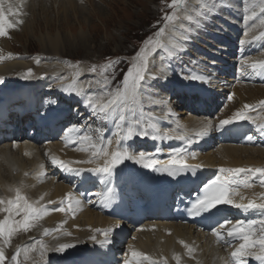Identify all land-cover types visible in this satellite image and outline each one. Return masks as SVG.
<instances>
[{
	"label": "bare ground",
	"instance_id": "obj_1",
	"mask_svg": "<svg viewBox=\"0 0 264 264\" xmlns=\"http://www.w3.org/2000/svg\"><path fill=\"white\" fill-rule=\"evenodd\" d=\"M28 1L29 0H27L26 2H24V0H18L13 2V5L19 9L21 15L12 17L17 18L21 16L22 18L26 16L27 13L25 9L26 5H28ZM199 1L201 5L204 4L203 0ZM33 2L34 6L35 3L37 5L36 0H33ZM54 2H56L55 4L57 6H60L59 3L64 6V8H61L63 12H67V10H77L78 12L79 10H81L78 8L77 0H62V2L61 0H54ZM229 2H231V5L229 6L232 7V13L226 14V16L230 19V24L228 25V28H230V30L227 31L226 41L225 43L221 44V42L217 40L216 42L218 43V46L211 47L214 50L221 49L222 52V49L227 46L226 43L229 42L228 35L230 34V32H233L232 29L237 28L244 31V36L241 38L242 40L247 41L248 38L253 37L254 34H257V32L259 31L260 34L263 35V37H260V40L264 42V14H260L261 8L264 7V5H262L261 0H230ZM74 3L76 5V8L73 9H71V7H69L68 5H65L69 4L73 7L75 6ZM40 5L41 4L39 3V8ZM34 6H32L28 10L29 12H31V16L27 14V17H29L30 19H26L23 31L32 29L31 24L33 23V20L31 18L34 17ZM4 8L7 12V7L4 6ZM240 9H244L243 18L245 24L241 23L237 19V17L239 16L238 11ZM257 14L260 18L259 22L261 20L262 24H259L256 20L258 18ZM248 17L252 18L248 19ZM258 26H260L261 28ZM51 29L52 28H49V30ZM9 31L10 30H8V32ZM171 31H173V33H170L166 37V42L171 44L179 43V40L177 41L174 36V34H177V30L172 29ZM222 33L223 31H221V34ZM231 35L235 36L232 33ZM61 39L62 41H64V38H60L59 36L54 39H48L46 47L50 49L44 50L46 53L44 52L43 55H41L34 61L33 55H18L14 51L12 43L10 42L0 44L1 85L5 86L10 91L17 87L18 94H23V92L25 91L24 89L29 90L30 93H33L32 98L34 100H38L37 107H43L47 110H50V108H48V102H42L41 95L44 94L45 98L49 97L53 100V96H55L53 85L57 87L58 92H62L63 96H68L70 98L72 95V101L81 102L82 105H85V103L87 104V101L89 100L95 103L96 101L103 99L106 102L110 97L106 99L103 97L108 94L102 92V95L99 94L101 95V98H99L97 92V94L93 93V91L95 92L98 90L97 88H100V86L98 85V87L91 85V92L87 93L85 82L86 79H90V77L85 76V74L87 73V66L83 63L79 66L75 65V62L72 61L73 59L71 60L70 58L64 57V55L58 51ZM77 41L79 42V40ZM80 42L83 43L84 41ZM181 43L182 42H180V44ZM63 44L67 48L75 46V42L70 38H66ZM43 48H45V46ZM230 48L231 47L225 49L226 52L232 51ZM195 51V58L199 61V63L202 66L208 68L210 72H213L212 75H209L211 73H208L206 71L202 72L201 75L206 77L205 85H203V82L182 80L180 79V77L178 78V76L174 75L170 71L168 63L166 62L164 56L162 54L159 55L158 53L155 54L150 60L151 66L148 77L152 81H154L159 75L162 76L164 82H157L155 80L157 87L152 94H149L151 92L148 93L147 91L141 92L142 96L136 103L137 108L134 109L138 111L137 115H128V108L124 107L125 110L123 111V121L119 119V116L121 114L120 112L112 117H108V132L105 133L102 137H99V142H94V144H96L97 146H101L102 143V146H107L108 142L111 141V145L110 147H108L109 151H115L118 146H121L127 147L131 152L138 154L140 151L145 152L144 149L136 150L138 149L137 147H143L145 145L141 143L143 142V139H139L141 138L140 135H134L132 138L124 139L126 129L129 126H134L137 133L141 131H147L148 135L158 134L162 130L164 124L166 125L167 130L169 129L168 131H166L167 137L172 136V141L176 143L178 142L180 137V135L178 134L179 126L186 128L187 130L199 128V126L205 122V119L200 116H194V113L192 112H190V115L188 117H185L184 119L180 117L174 119V114H172V94H175L177 92H179L181 95L184 92H187L189 95L199 93L204 98H212L215 92H218L221 95H225L227 91H230L234 95H236V100H232L228 104L226 103L225 107L221 109V113L223 116L222 120L234 118L238 107L244 108L245 105H252V109L254 110V112L245 108L244 109L249 114L248 117H250L251 120L257 123V125H255L256 130H248V133L242 139V142L244 141V139L248 141V143L255 141L260 144L262 141H264V106L261 105V102H264V85L244 84L243 82L237 80V76L234 74V78L226 77L225 75L219 77L218 74H222L224 70H226L227 62H225V64L224 62H222L224 66L222 64V66L220 65L215 67L214 61L217 60L212 58V50L210 48H208L207 50V52L209 51V53H203L200 50ZM260 53L252 56L250 64L264 61V52L262 54ZM221 54L222 53H218V56H221ZM211 62H214V64L212 65ZM31 65L35 66L36 69L34 71L32 70V74L29 75L28 73L29 70H31ZM217 68L218 70H220L218 71ZM252 70L253 69H251L250 71ZM216 71H218V73ZM197 73L198 72L193 73V70L184 72L185 75H198ZM11 75L13 76L9 77ZM91 79L90 82H93L92 84H96V79ZM234 81H236V83L233 85ZM87 84L90 85L89 83ZM18 85L21 87V89L18 87ZM33 86H36L37 88ZM103 94L105 95L103 96ZM7 95L8 94H6L5 96ZM2 98L0 97V99ZM220 98H222V96H220ZM65 101L68 103L67 100ZM49 102L50 105L55 104L64 107V105L59 103L58 100ZM181 104L182 103H178V106L181 107ZM126 106H128V104ZM66 108L67 111H65V113L63 111L58 113L57 109L53 107L51 108V114L57 115L61 118L58 124H54V122H52L49 125L50 127H46L45 122L48 121V118L47 116H45L42 118V123L38 126L41 130L40 135L43 134L42 136L45 139L56 140L48 146H43L42 151L40 150L38 152L39 155L36 159L40 161L43 173V177H40L39 180L34 177L35 173L32 171V163L29 159H27V156L25 155L27 149H25L22 154L19 151H11L6 153V148H3L1 150L0 200H3L4 203L0 204V221L5 219L11 220L10 224L13 223V227H15V230L11 233L10 236H8V243L5 244L1 248V250L4 253V256H9L12 252H14L11 261L12 264H39L41 261L44 262V264H71L69 260L70 248L64 251H58L57 249L60 245L69 244L71 240L77 241L76 235L84 236L88 233V227H91L93 230L95 227H109L110 229L114 230L116 221L110 220L106 217H102L107 210L109 203H107L106 205L104 199L100 194H103L106 191V188H108L110 185H114L113 178H122L123 172L120 171V169L132 168V170L141 173H145L149 170L133 162L126 161L124 164L117 166L118 173L108 179L104 176L101 178L97 177L99 173L95 174L92 171L84 172L82 168H76V166L84 164H76L78 160L91 161L86 162V164L98 166L99 164H102L104 162V158L102 156L94 157L92 153L93 151H95V149H93L92 152H89L90 147H88L87 143H84L85 140H83V137H89L88 135L93 134L94 136V132L96 129L95 120L91 122V128L93 129L92 134L90 132L82 130V127L80 130L77 126H73L69 128L72 129V131H69V129H67L65 131V135L63 136V127L61 125L67 123L70 116L74 113V109H71V106L69 104ZM207 108L210 110V105H208ZM89 109L91 112H94L97 117L99 116L100 113L93 111L91 107H89ZM184 114H186V112ZM78 118L79 117H76V119ZM211 120L213 122L215 121V119L213 118ZM216 120H218L217 123H220V121H222L219 118H217ZM145 127L146 129H144ZM235 130L237 131L238 129ZM82 131H84L85 134ZM13 135H16V133ZM42 136H40V138H42ZM76 136H80L82 140H78L74 144H70L71 142L75 141ZM249 137H251V139H249ZM147 139L148 138L146 137V140ZM156 143L157 139H154L152 142H148L147 146L152 145L153 148ZM184 150H187V147H185ZM216 150L217 153L207 152L203 154L198 153L197 151L191 152V154L195 153L194 159H199L200 164L208 166L211 180H213L215 175L220 172L219 169L225 168V166L244 168L242 166L246 164V168L248 167V165H251L250 168H260L264 165V161L258 159L264 156V149H260V147L237 149L235 147L229 146L227 148L219 147ZM48 152L49 156L46 161L45 159H42V155ZM145 153L151 155L149 151ZM191 154L190 156L193 157ZM90 155H92V157H89ZM156 155L158 157H162V161H168L170 159L168 157V153H164V151L160 148L156 150ZM219 158L220 160H218ZM53 160L63 161L65 165H69V167L73 169H79L80 172L79 174H77L76 172L68 171L65 167H62L59 164H54ZM206 161L210 162L206 163ZM44 162L46 164H44ZM51 165H53L54 170ZM256 165L259 166L256 167ZM56 170L63 173V176L68 175V177H71L70 179L72 181V184L66 183L64 180L59 179L61 178V175L54 176V171ZM155 172L156 171L151 172L148 175L152 177ZM132 176L135 177V174H132ZM253 176H257V178H254ZM247 180L249 181V183L253 180V189H262L261 193H250L249 198L251 200L254 199L264 202V194H262V192L264 191V184L261 183V178L258 176V174L249 175ZM110 182L112 184H109ZM141 184H143L144 186L142 189H139L140 183L136 184L135 182L133 183V185L124 188H120L119 185H115L120 190V192L125 191L126 194V201L124 202L126 209L123 211L124 216H127L130 212L135 215L137 210H139L143 206L144 197L147 198V196L145 195L152 194L153 190L147 182H143ZM82 189H84L85 192H83ZM17 191H19V194L24 196L29 203L33 204V206L39 207L47 213L46 215H42L40 217L43 219L44 223H37L38 219L31 221L30 225L33 227L30 230L29 239L23 241L19 248L13 247L12 242L20 240V235H23L22 230H24V228L21 226V224H19V222H13L14 219L18 216L15 211L11 213L4 211L5 208L11 207V205L8 204V201L16 199ZM90 192H94V197L91 199L89 197ZM245 192L250 191L246 190ZM69 193L72 194L73 200H79L81 202L79 205H74V210L68 209ZM238 200V196L236 195L234 201L237 203H242L244 198L241 201ZM57 205L64 206L66 210H69L72 213V215L70 216L67 211L60 212L50 210V208H54ZM104 207L105 209H103ZM150 211L157 213L158 209L150 208ZM52 226L53 230H50L49 233L43 235V232H40L44 229H51ZM38 236L42 238L38 239ZM71 237L74 239H72ZM164 238H167V241L164 242ZM173 240V236H166L162 232L156 233L155 236L154 244L156 248L155 251H157L155 252V256L165 255L166 264H179V261L184 255L183 247L174 245L175 243H173ZM13 257H16V259H13ZM103 263L104 261L100 263V261L96 260V258H87L86 261H83V264Z\"/></svg>",
	"mask_w": 264,
	"mask_h": 264
},
{
	"label": "rangeland",
	"instance_id": "obj_2",
	"mask_svg": "<svg viewBox=\"0 0 264 264\" xmlns=\"http://www.w3.org/2000/svg\"><path fill=\"white\" fill-rule=\"evenodd\" d=\"M15 1L18 0H5L4 6L7 7V11L9 3L13 5V2ZM26 1L27 0H24V2ZM36 1L37 5L35 3L34 6L33 0H29L25 9L26 13L31 16V12L28 10L32 6L35 8L34 17L31 18L33 20V23L31 24L32 29L23 31L26 19H30L27 17V14L22 18L21 16L17 18L11 17L10 20H12L13 23H16L18 20H22L23 23L16 24L15 28L9 29L10 31L7 32L5 36L0 37V44L10 42L12 43L14 51L18 55H33L34 61L44 54V50L50 49L46 47L48 39H54L59 36L60 38L63 37L65 41L66 38H70L75 42V46L67 48L63 44L64 41L61 39L58 51L62 53L64 57L70 58L71 60L73 59L72 61L75 62V65L79 66V63H84V65L87 66V73L85 76L90 77V79L95 78L97 85L100 84L99 86L101 90L97 91L98 94L96 93L99 98H101L102 92L109 94L115 93L118 90H123V77L131 64L135 62V56L138 54L139 50L145 47L144 41L149 38L156 39V33L161 28H164L165 24H168V27L165 28L162 36L159 37L163 43L168 45V51H165V49H157L149 52L145 82L141 85V89L135 103L128 104V108L131 111L137 108L136 103L140 100L142 91H147L148 93L151 92L149 94H152L157 87L155 82H164L162 76L159 75L156 77V81H152L148 77L151 66L150 60L157 53L164 56L170 71L174 75L178 76V78L179 76L184 75V72L192 70L193 73L198 72V75H201L202 72L205 71L211 73L209 75H212L213 72H210L208 68L202 66L195 58V50L201 51V47L205 45L217 47L218 43L216 41L221 40L219 35L225 28L224 21L229 18L226 14L232 13V7L229 6L230 0H205L203 1V5L199 3V0H185L183 4H177L175 6L173 5L172 0H77L78 8L81 9L78 12L77 10H67V12H63L61 8H64V6H62L61 3H59L60 6H57L54 0ZM205 2L210 5H206ZM39 3L41 4L40 8ZM199 4L201 6H205L201 8L199 7ZM65 5H68L71 9L76 8L75 3V6L73 7L69 4ZM173 14H175L177 18L169 22L166 17ZM260 14L262 15L264 12H261ZM189 16L192 17L191 20L187 18ZM229 21L230 19H228V22ZM49 28L52 29L49 30ZM172 29L177 30V34H174L175 39L177 41L179 40V43H176V45H178L176 48H172V44L166 42V37L170 33H173V31H171ZM226 29V31H229L228 26H226ZM212 30L217 32L219 35L214 36L216 34L213 33L214 31ZM257 34H260V32L258 31ZM77 40H79V42ZM80 41H84L85 43ZM180 42L182 43L180 44ZM42 43L45 48H43L44 46ZM230 49L233 50L232 48ZM169 52L172 54L169 55ZM207 53H209V51ZM214 62H211L212 65L214 64V66L217 67L220 65L222 66V62L224 61L220 60V63L218 61ZM109 64H111L112 67L105 72L104 68ZM93 67L99 70L98 73H96L97 71L95 74L90 72ZM193 67L196 68L193 69ZM35 69L36 67L31 65V71H34ZM227 70L228 64L226 63V70H224L222 74L229 73ZM218 71L216 72L218 73ZM222 74H218L219 77H221ZM234 77L235 76L231 74L230 78ZM90 79H86V82L89 83V81L92 80ZM104 95L105 94H103V96ZM109 97V95H105L103 98L106 99ZM41 99L42 102L56 100L55 96H53L52 100L49 97L45 98L44 94L41 95ZM82 109V107L80 108V111L74 109V113L70 117L74 119L79 117V122H81L86 118L85 114H88L89 118L84 121L82 130L92 134L93 129L91 128V122L94 121V118H97V116L94 112L90 111L88 106L87 111H81ZM185 117L188 116L180 115V118L182 119ZM99 118L101 119V115ZM217 118H219V113L213 119L216 120ZM70 127L72 126H69V128ZM62 134L64 136L65 132H62ZM137 148L138 149L136 150H148L152 148V145H144L143 147ZM263 158L264 156L260 159L264 161ZM54 173V176L61 175V178L59 179L72 184L70 179L71 177H68V175L63 176V173L58 172L57 170L54 171ZM84 189H82L83 192H85ZM262 194H264V191ZM23 219L24 213L22 212L19 213L13 222L18 223L23 221ZM10 223L11 220H9V224ZM37 223L41 224L44 223V221L42 218H39ZM10 225L13 226V223ZM32 227L33 226L30 225L28 230H22L23 235H20V240L12 242L13 247L19 248L23 241L29 239ZM8 239V236L0 237L1 248L3 247V245H1L2 242H7ZM13 254L14 252H12L9 256H5V258H12Z\"/></svg>",
	"mask_w": 264,
	"mask_h": 264
},
{
	"label": "snow or ice",
	"instance_id": "obj_3",
	"mask_svg": "<svg viewBox=\"0 0 264 264\" xmlns=\"http://www.w3.org/2000/svg\"><path fill=\"white\" fill-rule=\"evenodd\" d=\"M173 5L183 4L185 0H172ZM262 5H264V0H261ZM5 0H0V37L5 36L9 29H13L16 27V24L23 23L22 20L16 21L13 23L12 20L9 19V16H18L21 15L18 8L14 5L9 3L8 11H5L4 8ZM261 11L264 12V7L261 8ZM177 17L175 14L167 16L166 19L171 22L175 20ZM189 20L192 19L191 16L187 17ZM252 17H248L251 19ZM168 27V24H165L164 28H161L156 33V39L149 38L144 41L145 47L140 49L138 54L135 56V62L131 64L128 68L126 74L123 77V90H118L115 93H109V99L105 102L103 99L96 101L95 103L91 100L87 101V106L91 107L93 111L102 114L105 118L112 117L120 112L119 119L121 121L124 120L123 109L129 103L134 104L139 91L141 89V85L145 82V74L148 68V59H149V52H152L157 49H165L168 51V45L163 43L159 37L162 36L164 33L165 28ZM186 39V38H185ZM178 45L175 43L172 44V48H176ZM172 53L169 52V55ZM248 60H244V64L248 65ZM112 65H106L104 71L107 72ZM250 67L253 70H259L261 73H264V61L252 63ZM92 73L96 72V68L93 67L91 69ZM29 75H31V70H29ZM182 80H190L196 82H203L206 80V77L203 75H193L187 74L181 76ZM107 82V81H106ZM91 87V85H89ZM231 99V96L229 97ZM261 105L264 106V102H261ZM252 105H245L244 108L248 110H252ZM249 117L246 115L244 110H239L236 112L235 117L232 120L225 119L220 121V128H223L225 125L231 124L234 121H244L247 120ZM212 129L211 121L208 122L206 128L198 133L199 137L205 136L209 130ZM72 131V129H69ZM134 135L140 136H147V131H141L137 133L135 131L134 126H129L126 129L124 139L132 138ZM170 139L171 137H157L156 135L152 136V139ZM180 139H184L183 136ZM251 139V137H249ZM83 140H87L91 142L90 137H83ZM111 141L108 142L107 146H97L96 144H92V148L95 149L92 155L95 156H102L104 158V164L101 167L93 168L91 171L97 172L101 175H105L108 177H112L115 174V170L117 166L124 164L126 161L133 162L137 165L142 166L146 169H151L156 172H163L167 173L172 177H176L182 173H184L189 166L187 165L184 159H181L177 154L182 153L183 149H175L174 154L168 161H165L163 164L161 161L154 159L151 155L140 151L138 154H135L129 150L127 147L118 146L115 151H109L108 147H110ZM195 157V153L191 154ZM91 161H78L77 163H86ZM54 164H59L62 167H65L68 171H73L79 174V169H73L69 166L65 165L63 161L53 160ZM159 165V167H158ZM221 173H231L233 179H229L227 176L221 179V176H216L210 183L203 185V194L198 195L195 199V202L191 205L190 211L194 214H205L207 213L208 216L206 218H210L213 214L212 210H218L219 205H232L240 209L251 210V209H258L264 211V203H256L254 200L247 205L243 203H235L232 199L233 194L235 193V188L232 185H243L245 187H251L252 185L249 183L247 179H239L238 177L241 174H258L261 178V183L264 184V168H221L219 169ZM114 189L112 187H108L103 194H100L105 201V204L111 201L112 194ZM4 201L0 200V204H3ZM81 202L79 200H73L72 194H68V209L74 210V205H79ZM8 204L11 205L9 208H5L4 211L11 213L15 211L17 215L22 211L24 213L23 221L19 222L21 226L27 230L30 227L31 221L35 219H39L42 215H46L47 213L39 208L33 206V204L29 203L27 199L19 194L17 191V196L15 200H9ZM53 211H60L64 212L66 209L64 207H60L57 209H53ZM229 221L225 220L218 224L216 229H213V234L218 238L222 239L223 234L219 231L220 228L226 227ZM257 224L260 225L261 233L257 236V233L254 231V226ZM15 230V228L9 224V220L5 219L0 221V237H7L10 236L11 233ZM105 240L100 242L104 243H111L109 240L108 232H104ZM227 237L231 238L232 240H239L241 241L239 247L236 251L231 253L232 257V264H244L243 257L245 256L246 252L248 255H254L256 260L261 261V264H264V219L260 221H250L245 224L244 221L238 222L234 227L227 231ZM92 240H96L95 236L91 237ZM74 245L70 244H62L57 249L58 251H64ZM259 247L260 253L255 254L248 250ZM132 259L127 260L124 264H143V261L147 260L150 264H157L155 260H153L150 256H146L145 254L132 251L131 252ZM5 256L2 250H0V264L4 261ZM16 259V257H13Z\"/></svg>",
	"mask_w": 264,
	"mask_h": 264
}]
</instances>
